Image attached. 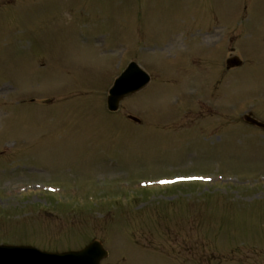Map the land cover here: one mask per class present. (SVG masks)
<instances>
[{"label": "rangeland", "instance_id": "374dc122", "mask_svg": "<svg viewBox=\"0 0 264 264\" xmlns=\"http://www.w3.org/2000/svg\"><path fill=\"white\" fill-rule=\"evenodd\" d=\"M131 61L152 82L110 113ZM247 114L264 122V0H0V243L264 264Z\"/></svg>", "mask_w": 264, "mask_h": 264}, {"label": "water", "instance_id": "95a60500", "mask_svg": "<svg viewBox=\"0 0 264 264\" xmlns=\"http://www.w3.org/2000/svg\"><path fill=\"white\" fill-rule=\"evenodd\" d=\"M239 63L237 59H233L230 60L229 65L233 67ZM149 81L150 77L136 63L131 64L110 92L109 109L117 111L126 96L139 91ZM246 120L264 127L263 123L250 115ZM92 249L93 247H88L82 251L46 253L33 247L0 246V264H99V261L91 256Z\"/></svg>", "mask_w": 264, "mask_h": 264}, {"label": "flooded vegetation", "instance_id": "af4514ba", "mask_svg": "<svg viewBox=\"0 0 264 264\" xmlns=\"http://www.w3.org/2000/svg\"><path fill=\"white\" fill-rule=\"evenodd\" d=\"M92 241V239L91 240H89L88 242H86L85 244H83L82 246H85V245H87L89 242H91ZM105 261H103V263H104Z\"/></svg>", "mask_w": 264, "mask_h": 264}]
</instances>
